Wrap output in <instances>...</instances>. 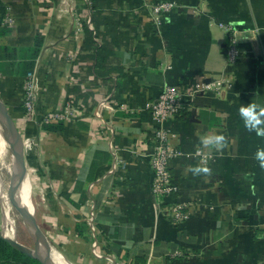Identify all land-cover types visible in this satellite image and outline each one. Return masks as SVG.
Instances as JSON below:
<instances>
[{
	"label": "crops",
	"instance_id": "0c3cea01",
	"mask_svg": "<svg viewBox=\"0 0 264 264\" xmlns=\"http://www.w3.org/2000/svg\"><path fill=\"white\" fill-rule=\"evenodd\" d=\"M161 1L173 7L156 24L150 9ZM38 39V119L63 117L21 128L34 70L21 61L0 74V99L24 155L19 170L0 118L4 238L36 250L23 209L51 264H264V168L254 158L264 137L239 114L242 104L264 106V0H0V47L30 48ZM232 45L240 52L234 63ZM204 82L222 87L198 94L166 123L176 190L160 197L151 165L157 127L147 105L166 85L187 91ZM216 133L226 147L201 151V137ZM202 162L210 172L193 175L190 167ZM179 204L188 218L177 224L171 208Z\"/></svg>",
	"mask_w": 264,
	"mask_h": 264
},
{
	"label": "built area",
	"instance_id": "2783aa9c",
	"mask_svg": "<svg viewBox=\"0 0 264 264\" xmlns=\"http://www.w3.org/2000/svg\"><path fill=\"white\" fill-rule=\"evenodd\" d=\"M28 3L36 4L41 0H26ZM91 3V0H86ZM173 7L170 1H161L151 5V12L154 22L159 24L164 15L168 14ZM229 31L228 29H226ZM240 57V52L235 45L228 49V59L236 62ZM222 83H197L189 90L184 91L178 86L166 85L162 94L147 105L155 124V147L151 154V165L154 170L153 190L160 197H171L175 193V186L170 172V162L174 158V151L170 147V131L166 123L177 119L189 107L198 94L218 89ZM24 107L26 109L25 118L21 128L30 122L41 124H51L57 122L63 116L61 114H47L38 119L37 100L40 93V84L37 70L30 72L26 78L24 87ZM24 129V128H23ZM185 204L175 205L171 208V218L180 224L188 218Z\"/></svg>",
	"mask_w": 264,
	"mask_h": 264
},
{
	"label": "trees",
	"instance_id": "16d2710c",
	"mask_svg": "<svg viewBox=\"0 0 264 264\" xmlns=\"http://www.w3.org/2000/svg\"><path fill=\"white\" fill-rule=\"evenodd\" d=\"M92 33V32H90ZM38 39L34 47L30 48H9L0 47V74L9 76L17 71V66L24 61L23 70H32L40 54L41 44ZM34 70V69H33ZM32 72V71H31ZM55 128V130L61 129ZM53 128L50 127L49 130ZM0 260L2 264H41L38 260L26 256L14 248L10 243L0 237Z\"/></svg>",
	"mask_w": 264,
	"mask_h": 264
},
{
	"label": "clouds",
	"instance_id": "9594fccd",
	"mask_svg": "<svg viewBox=\"0 0 264 264\" xmlns=\"http://www.w3.org/2000/svg\"><path fill=\"white\" fill-rule=\"evenodd\" d=\"M239 114L243 119L244 126L249 131L255 132L257 136L264 137V106L257 103L242 104L239 108ZM201 151L207 150L211 155L214 151H220L226 147V137L223 133L203 135L200 139ZM259 166L264 168V148H258L254 154ZM193 175L207 174L210 169L201 164L192 166L189 169Z\"/></svg>",
	"mask_w": 264,
	"mask_h": 264
},
{
	"label": "water",
	"instance_id": "95a60500",
	"mask_svg": "<svg viewBox=\"0 0 264 264\" xmlns=\"http://www.w3.org/2000/svg\"><path fill=\"white\" fill-rule=\"evenodd\" d=\"M0 118H2L5 122V126H6L8 134H9V138H10L12 148L14 151L16 164H17V167L19 168V170H21L22 168H24L22 136H21L20 130L18 129L16 123L10 117L5 103L1 99H0ZM18 177L19 176H17V175L14 176L15 181H14L13 186H12L13 192H17V190L19 189V184H20L21 180H18ZM22 212H23L26 220L30 224V226L35 230V232L37 234V238L35 239L36 250L32 251V250L24 247L23 245L19 244L18 242L6 239V238H4V236L1 233H0V236L3 239H5L8 243H10L14 248L19 250L21 253L25 254L26 256L38 260L41 264H51L49 259L44 257L40 252L41 234L39 232L38 227L34 223L33 218L31 216H29L23 209H22Z\"/></svg>",
	"mask_w": 264,
	"mask_h": 264
},
{
	"label": "rangeland",
	"instance_id": "374dc122",
	"mask_svg": "<svg viewBox=\"0 0 264 264\" xmlns=\"http://www.w3.org/2000/svg\"><path fill=\"white\" fill-rule=\"evenodd\" d=\"M3 162H4V160H3ZM10 164H11V157H10L9 152L7 151V152H5V166L7 168L5 166L2 167V177H3V180H4L6 186L8 185L9 179H10V175L8 173V169L10 168ZM38 191H33V193H32L35 200L38 199V197H39ZM17 220H18V226L20 227L22 224L20 223L19 219H17ZM21 229H22V227H21ZM23 230L24 229H22V232H23Z\"/></svg>",
	"mask_w": 264,
	"mask_h": 264
},
{
	"label": "bare ground",
	"instance_id": "6f19581e",
	"mask_svg": "<svg viewBox=\"0 0 264 264\" xmlns=\"http://www.w3.org/2000/svg\"><path fill=\"white\" fill-rule=\"evenodd\" d=\"M6 138V137H5ZM1 141V140H0ZM3 141V140H2ZM4 142V141H3ZM1 143V142H0ZM11 236H12V239H13V235L11 234ZM62 261V260H61ZM60 262V261H59ZM59 262H57V263H59ZM62 263V262H61Z\"/></svg>",
	"mask_w": 264,
	"mask_h": 264
}]
</instances>
